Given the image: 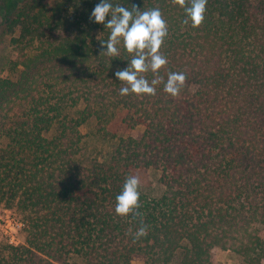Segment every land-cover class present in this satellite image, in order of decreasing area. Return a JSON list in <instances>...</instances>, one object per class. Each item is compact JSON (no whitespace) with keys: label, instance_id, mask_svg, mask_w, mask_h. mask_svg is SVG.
<instances>
[{"label":"trees","instance_id":"obj_1","mask_svg":"<svg viewBox=\"0 0 264 264\" xmlns=\"http://www.w3.org/2000/svg\"><path fill=\"white\" fill-rule=\"evenodd\" d=\"M100 2L0 0L17 52L0 78V202L16 205L27 232L2 264H218L216 248L264 264V0H208L196 28L172 0H110L159 8L168 24L154 96L120 95L115 72L133 54L121 41L119 56H100L97 37L110 36L90 20ZM169 72L186 74L178 97L164 91ZM117 112L143 133L112 131ZM91 121L115 141L102 159L86 151ZM143 169L160 173L163 193L141 194L140 216L117 215L126 179ZM141 222L147 235L134 239Z\"/></svg>","mask_w":264,"mask_h":264},{"label":"clouds","instance_id":"obj_2","mask_svg":"<svg viewBox=\"0 0 264 264\" xmlns=\"http://www.w3.org/2000/svg\"><path fill=\"white\" fill-rule=\"evenodd\" d=\"M172 2L185 9L187 18L183 20V24L187 25L191 21L193 28L202 25L208 0H172ZM108 17L110 19H107ZM90 20L110 29V36L106 41L97 37L101 47H106V51H102L100 56H119L118 46L121 41L127 52L133 54L128 67L115 72L119 81L127 85L120 89V95L130 93L156 95V86L163 82V77L159 76V72L168 64L167 58L161 52L168 36V24L160 9L142 11L136 5H132L129 10L121 5L113 6L110 0H101L92 10ZM148 72L155 76L151 82L144 75ZM185 84V73L169 72L167 81L164 82V91L172 97H178ZM140 185L141 181L138 176L133 175L126 179L122 192L116 197L115 212L117 215H141L137 211L141 207ZM146 235L147 226L142 223V226L134 233V239Z\"/></svg>","mask_w":264,"mask_h":264},{"label":"rangeland","instance_id":"obj_3","mask_svg":"<svg viewBox=\"0 0 264 264\" xmlns=\"http://www.w3.org/2000/svg\"><path fill=\"white\" fill-rule=\"evenodd\" d=\"M14 35L8 33L4 28H0V78L9 75V66L12 59L17 56V52L13 46L12 39ZM110 129L118 131L119 135L123 136H140L143 131V126L126 129L121 126L122 113L117 112L111 116ZM84 136V142L87 153L102 157L113 149L115 141L102 140L101 137L95 133V123L93 121L84 124L81 127ZM135 176H138L141 185L139 191L151 197L160 196L164 187L160 182V173L153 169H143L138 171ZM27 232L23 213L19 211L16 205H7L4 201L0 202V264L5 248L7 246H21L26 244ZM218 264H246L231 250L216 248L213 251ZM176 261L173 264H179L180 255L176 256ZM145 257L143 255H135L132 264H145ZM5 264V262H4Z\"/></svg>","mask_w":264,"mask_h":264}]
</instances>
